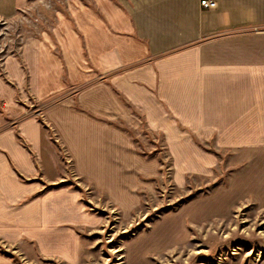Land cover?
Here are the masks:
<instances>
[{
    "label": "crops",
    "instance_id": "crops-1",
    "mask_svg": "<svg viewBox=\"0 0 264 264\" xmlns=\"http://www.w3.org/2000/svg\"><path fill=\"white\" fill-rule=\"evenodd\" d=\"M27 1L0 0V17ZM91 1H72L59 26L23 36L2 62L0 250L25 264L35 263L25 246L79 263L75 229L92 222L75 192L56 187L63 175L45 159L44 124L75 178L123 216L161 161L137 150L129 131L144 126L163 144L157 153L172 157L176 189L213 177L225 157V182L140 235L131 264L180 244L187 222L223 218L249 200L264 210V0H210L212 10L200 0ZM0 264L15 263L0 252Z\"/></svg>",
    "mask_w": 264,
    "mask_h": 264
},
{
    "label": "rangeland",
    "instance_id": "rangeland-1",
    "mask_svg": "<svg viewBox=\"0 0 264 264\" xmlns=\"http://www.w3.org/2000/svg\"><path fill=\"white\" fill-rule=\"evenodd\" d=\"M72 1L92 6L91 0H28L13 16L0 17V42L5 46L3 39L7 37L38 36L41 32H50V28L59 26V22L61 24L63 17L67 19V10ZM128 133L137 144V150L146 156L159 155L161 161L157 172L148 178L150 184L138 191L140 201L137 209L123 216L89 182L75 178L63 147L53 131L43 125L45 159L52 172L55 169V172L63 175L56 187L75 192L79 208L92 222L90 227L75 229L80 246L78 264H131L134 259L127 251L140 235L148 234L166 214L178 212L187 203L209 194L216 185L223 184L228 175L225 157L218 155L220 163L213 177L191 178L193 180H189L188 186L176 189L171 183L175 177L172 157H168L167 153L165 156L163 150V154L157 153L159 147L165 149L163 144L153 140L144 126L137 132ZM154 146L157 147L155 150ZM189 223L180 244L166 251L145 254V260L144 254L138 256L137 253V264H264V210L253 201L239 204L223 218L198 225ZM159 227V233L160 229L166 228L165 219L159 223ZM25 248L30 250L25 254V259L30 257L35 261L31 264H68L59 259L36 258L34 249L29 246ZM5 252L1 253L13 256L16 264H25L10 250Z\"/></svg>",
    "mask_w": 264,
    "mask_h": 264
},
{
    "label": "built area",
    "instance_id": "built-area-1",
    "mask_svg": "<svg viewBox=\"0 0 264 264\" xmlns=\"http://www.w3.org/2000/svg\"><path fill=\"white\" fill-rule=\"evenodd\" d=\"M200 7L204 10H212L216 8V2L210 0H200ZM21 36H12L4 38L5 46L0 42V68L2 66L3 60L11 54H16V49L18 48V43L21 42ZM4 49V51H3Z\"/></svg>",
    "mask_w": 264,
    "mask_h": 264
},
{
    "label": "trees",
    "instance_id": "trees-1",
    "mask_svg": "<svg viewBox=\"0 0 264 264\" xmlns=\"http://www.w3.org/2000/svg\"><path fill=\"white\" fill-rule=\"evenodd\" d=\"M0 252H2V250H0ZM6 256V255H5ZM7 257H9L15 264H16V260L13 258V256H9L7 255Z\"/></svg>",
    "mask_w": 264,
    "mask_h": 264
}]
</instances>
